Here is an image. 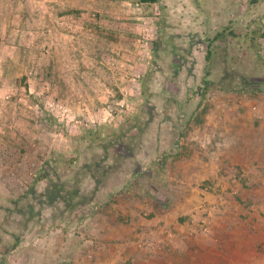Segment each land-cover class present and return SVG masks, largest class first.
<instances>
[{
    "label": "rangeland",
    "instance_id": "374dc122",
    "mask_svg": "<svg viewBox=\"0 0 264 264\" xmlns=\"http://www.w3.org/2000/svg\"><path fill=\"white\" fill-rule=\"evenodd\" d=\"M29 2L0 45V264H264V0H83L51 59ZM129 127L143 145L93 202L48 205L91 193Z\"/></svg>",
    "mask_w": 264,
    "mask_h": 264
},
{
    "label": "crops",
    "instance_id": "0c3cea01",
    "mask_svg": "<svg viewBox=\"0 0 264 264\" xmlns=\"http://www.w3.org/2000/svg\"><path fill=\"white\" fill-rule=\"evenodd\" d=\"M54 1L56 0H30L28 11L30 16L26 26L32 36H35L38 33L36 30L37 28H42V33L47 36L45 44L48 46V49L45 48V51L48 59L54 58L56 55L51 56V54L56 50L60 52L61 47L67 48L64 50H68L69 47L71 48V51L72 49L76 50L75 43L79 44L78 38L81 36L80 33H83L82 21L84 20V14L81 11L83 0H58L56 2H59V5H61V7H59V12H56L53 7L54 3L52 2ZM18 10L19 5H14V0H0V45H8L9 42L14 43V31L16 29L17 31H20L21 29L23 30V26H21V23L19 22L20 19L17 18L18 15L16 14V11ZM70 33H73L72 37H74V40L71 44H68L67 41L62 39ZM30 42H32L30 44L32 51L36 47L33 41ZM13 48L14 47H12V49ZM1 50L3 49L0 47V51ZM73 57H76V53ZM10 60H12V58ZM64 60V62H66L64 65L71 66L73 60H68L69 63H67L66 59ZM4 61V65L9 66L8 59ZM76 61L77 60L75 59L74 62ZM74 64L76 65V63ZM45 66L48 67V65ZM57 66L58 65H56V67ZM253 238L252 235L250 237L251 243L253 242Z\"/></svg>",
    "mask_w": 264,
    "mask_h": 264
},
{
    "label": "trees",
    "instance_id": "16d2710c",
    "mask_svg": "<svg viewBox=\"0 0 264 264\" xmlns=\"http://www.w3.org/2000/svg\"><path fill=\"white\" fill-rule=\"evenodd\" d=\"M141 1L144 3H157L159 0H141ZM209 54L210 51L208 53V57ZM168 110L169 109L166 108V112H168ZM150 112L153 115L152 110H150ZM132 128L133 127H129V129H126L125 131H121V133H119L116 139L112 141V143H109V149L111 147V149L114 150V151L112 150L114 153L113 164L100 165L96 163L94 165V168L97 170L91 173V179L94 181V189L91 191V193L84 195L78 189L67 192L69 188L67 187V185H65V183H61L59 185L54 184V187H51L45 193L48 205L57 208V202L63 201V203L66 205L63 212L71 215L77 210H79L82 206L93 202L96 193L99 190L108 187L109 182L113 178L117 177L118 173L124 172V170L128 166L125 164L126 161L128 159L134 158V155L131 153L133 147L135 146L134 144L136 142H139L140 145H143L145 134L147 133L148 129L144 127H139L137 130H134ZM35 194H36L35 191L31 190L30 193H28L25 198L29 199L31 195L34 196V198H36ZM67 195H69V197ZM45 196L44 194H42V197ZM39 197H41L40 194ZM76 197L78 198L77 201L75 203H72V201ZM14 205H15L14 214L15 215L18 214L22 218L19 224L22 225V229L24 230L28 229L29 222L32 221L37 214L35 206L33 204H30L28 205L29 208L27 207L29 210H27L26 206H21L17 204L16 201H14ZM53 217H58V214H54ZM14 237L16 238L17 241L19 240V236L14 235Z\"/></svg>",
    "mask_w": 264,
    "mask_h": 264
}]
</instances>
